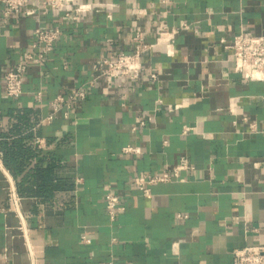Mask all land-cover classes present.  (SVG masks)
<instances>
[{"label":"crops","instance_id":"crops-1","mask_svg":"<svg viewBox=\"0 0 264 264\" xmlns=\"http://www.w3.org/2000/svg\"><path fill=\"white\" fill-rule=\"evenodd\" d=\"M78 1L103 5L75 23L6 14L0 3V264H32L5 171L36 264H234V251L264 246V81L235 72L228 49L240 33L264 36V0ZM164 26L180 29L169 48L156 45ZM56 27L63 34L47 63L30 67L24 93L7 98L6 72L38 28ZM137 33L155 45L141 79H96L93 65L133 53ZM82 87L88 97L69 119L45 122L57 96ZM128 145L140 153H125ZM181 156L194 169L180 180L147 186L149 194L136 187ZM110 192L124 207L114 221Z\"/></svg>","mask_w":264,"mask_h":264},{"label":"built area","instance_id":"built-area-1","mask_svg":"<svg viewBox=\"0 0 264 264\" xmlns=\"http://www.w3.org/2000/svg\"><path fill=\"white\" fill-rule=\"evenodd\" d=\"M167 3L168 0H162ZM0 3L6 7V14L24 13L26 16H34L38 13L46 15L48 13L62 14L65 18L72 22L78 23L89 12L93 11L96 6L103 4L81 3L78 0H0ZM112 7V6H111ZM142 14V12H139ZM109 19H113V15H108ZM192 29L190 25H185L183 30ZM196 30V29H195ZM180 29H169L162 27L156 45L172 47L175 43L177 34ZM37 39L32 45L31 51L24 54L23 59L14 65L4 75V94L7 98H18L24 93L25 76L32 66H43L49 60V56L55 50L56 43L61 38L63 31L60 27L55 29L38 28L36 30ZM133 53H121L114 59L101 58L93 65V72L96 79L105 78L109 84L119 83L121 79H127L137 82L141 79L145 69L143 66V55L153 48L152 44L146 42L145 38L137 33L133 38ZM232 52L234 70L243 75L249 81H264V36H252L240 33L234 37L232 44L228 46ZM171 56L175 55L174 51H170ZM150 78L157 79V74L152 73ZM92 85L94 82L91 83ZM88 97V89L86 87L74 89L66 95L57 96L51 104L52 112L46 117L45 122H52L59 114L69 119L71 109L78 100H85ZM161 104L162 100H158ZM124 106L126 104H123ZM183 105L170 106L172 111L178 110ZM146 121L138 119L137 125L146 126ZM136 127V126H135ZM136 129V128H134ZM194 127L188 125L184 127V133L192 131ZM251 131H256V125L250 126ZM125 153H140L139 147L128 145L124 149ZM0 168L5 170L3 164V155L0 152ZM189 159L181 156L179 162L174 167H167L160 173L155 175H141L136 179L137 188L149 194L147 186L156 183L171 182L180 180L183 171L193 170ZM9 186L7 189L8 201L12 211L19 219V230L22 232L31 263L36 264L37 257L33 246L28 238L27 218L21 209L22 197L18 192L14 178L7 172ZM105 204L111 221H114L119 212L124 210L120 204V198L115 193H108L105 196ZM182 217V216H179ZM86 242V240H84ZM88 242V240H87ZM234 264H264V246L256 245L245 247L234 251Z\"/></svg>","mask_w":264,"mask_h":264}]
</instances>
